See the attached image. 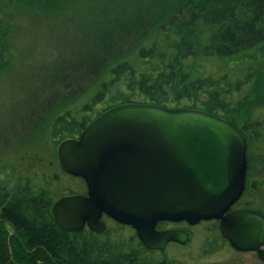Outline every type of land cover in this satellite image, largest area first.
I'll return each instance as SVG.
<instances>
[{
    "label": "trees",
    "instance_id": "obj_1",
    "mask_svg": "<svg viewBox=\"0 0 264 264\" xmlns=\"http://www.w3.org/2000/svg\"><path fill=\"white\" fill-rule=\"evenodd\" d=\"M49 1L0 0V69L17 60L8 37L17 29L16 18L30 23L36 14L51 20L69 12L70 17L63 19L68 24V18L78 17L84 8L83 0H62L48 7ZM131 15V21L122 17L109 23L107 32L91 27L82 47L67 46L66 52L76 51L53 61L52 76L59 66L67 72L66 77L51 80L52 93L45 96L53 146L77 138L95 117L121 103L201 109L230 120L246 137V189L234 208L264 213L248 197L258 188V179L251 182L250 154L264 156V0H179L166 14ZM82 57L88 60L79 65L85 73L78 79L66 69ZM250 81V91L239 98L242 85ZM78 89L80 95L74 96ZM36 155L44 165H37ZM21 156L37 167L22 171L17 180L14 176L22 169L17 158L13 166L0 162V264H189L183 260L187 252L176 254L168 246L162 251L149 249L132 226L109 217L103 232L63 229L53 217L52 205L62 196L86 193L84 179L63 170L56 147L49 154L38 150ZM181 223L186 222L174 224ZM168 224L161 221L158 228ZM5 225L12 227L13 235ZM198 226L205 235L199 254L231 247L218 220ZM189 242L177 244L187 250Z\"/></svg>",
    "mask_w": 264,
    "mask_h": 264
},
{
    "label": "water",
    "instance_id": "obj_2",
    "mask_svg": "<svg viewBox=\"0 0 264 264\" xmlns=\"http://www.w3.org/2000/svg\"><path fill=\"white\" fill-rule=\"evenodd\" d=\"M248 143L225 117L196 108L121 103L95 117L77 138L61 141L63 170L81 177L86 193L68 194L52 205L56 223L76 232L107 228L104 216L132 226L149 249L186 244L183 228L218 220L237 251L264 261V214L234 208L246 187Z\"/></svg>",
    "mask_w": 264,
    "mask_h": 264
},
{
    "label": "rangeland",
    "instance_id": "obj_3",
    "mask_svg": "<svg viewBox=\"0 0 264 264\" xmlns=\"http://www.w3.org/2000/svg\"><path fill=\"white\" fill-rule=\"evenodd\" d=\"M61 1L54 0L51 2L50 0L47 6L51 7V5ZM178 2L179 0H83V10L78 14V17L68 18V24L63 19L70 17L69 12L62 13L60 19L52 18L51 20L36 14V18L32 17L30 23L27 21L23 23L22 18H16L17 29L15 31L12 29L8 37L11 47L16 51L17 60L12 64H3L4 67L0 69V162H8L10 166H13V159L17 158L16 164L19 165L17 167L20 168L21 166L22 169L20 171L18 169L14 179L17 180L22 171H33L37 167L33 169L34 164H32V161H29L28 158H22L21 154L38 150L41 153L49 154L54 147L57 151L59 143L53 146V142L50 140L51 109L49 111L44 107L47 99L45 96H50L52 93L51 80L66 77L65 73L67 74V72L62 71L59 66L52 76L53 61L76 51L73 49L71 52H66L67 46L82 47L87 37V30L91 27L101 28L98 30L103 29L104 32H107L109 28L107 30L106 28L109 23L114 25L115 20L122 17L131 21L133 18L131 14L135 13L141 15L154 12L166 14L172 6L178 5ZM51 17L53 16L51 15ZM58 36L61 40L58 39ZM72 36L78 38L70 40ZM79 36L83 38L79 39ZM63 42L65 45L62 44ZM87 60L88 57L74 60L76 66L66 69V71L70 72L75 78L80 79L85 72L79 65L85 64ZM69 65L71 64L69 63ZM54 68L56 69V66ZM92 77L95 79V75ZM252 85V81L244 83L239 92V98L245 97ZM64 91L66 89L61 92ZM80 93L78 89L74 96L80 95ZM74 100H71V102ZM80 101H75V103L78 104ZM67 102H70V99ZM236 102L233 103L232 109H235ZM229 112L233 114L230 115L237 116L235 110ZM232 116L231 118H233ZM18 151H20V154H18ZM35 157L34 161H37V165H44L43 158H39L38 155ZM250 159L253 173L251 182L258 179L256 185L259 193L256 192L254 195L250 193L248 197H250L253 204L264 209V156L261 157L251 153ZM28 166L30 167L28 168ZM181 225L188 226L187 223H181ZM198 225L189 226L193 234L189 242L190 247H187V250L181 248V245L176 242H170L167 245L168 249L176 254L187 252L188 255H184L185 259H182L189 264L264 263L257 252L237 251L232 246H225L211 253L205 252L203 255L199 254L200 252H197L198 247L205 235L202 233L203 228ZM5 226L9 235H13L12 227ZM190 250L192 251L189 254Z\"/></svg>",
    "mask_w": 264,
    "mask_h": 264
},
{
    "label": "flooded vegetation",
    "instance_id": "obj_4",
    "mask_svg": "<svg viewBox=\"0 0 264 264\" xmlns=\"http://www.w3.org/2000/svg\"><path fill=\"white\" fill-rule=\"evenodd\" d=\"M248 170V169H247ZM240 208H248V207H240ZM250 209H254V208H250ZM259 211V210H257ZM261 212V211H260ZM264 214V213H263ZM107 216H104L103 219L105 220ZM111 219V218H110ZM112 220V219H111ZM108 222V221H107ZM106 222V223H107ZM174 223H178V222H174ZM173 222H169L168 227L167 228H183V229H187L186 226H182L181 224H174ZM87 227V226H86ZM165 229V228H164Z\"/></svg>",
    "mask_w": 264,
    "mask_h": 264
}]
</instances>
